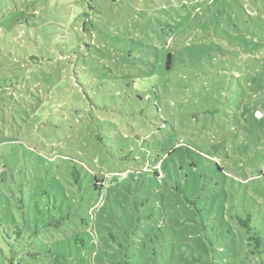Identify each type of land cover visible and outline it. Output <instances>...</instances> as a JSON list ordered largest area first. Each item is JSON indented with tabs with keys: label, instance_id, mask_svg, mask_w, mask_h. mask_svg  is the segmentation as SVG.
<instances>
[{
	"label": "rangeland",
	"instance_id": "374dc122",
	"mask_svg": "<svg viewBox=\"0 0 264 264\" xmlns=\"http://www.w3.org/2000/svg\"><path fill=\"white\" fill-rule=\"evenodd\" d=\"M260 212L264 0H0V264H261Z\"/></svg>",
	"mask_w": 264,
	"mask_h": 264
},
{
	"label": "trees",
	"instance_id": "16d2710c",
	"mask_svg": "<svg viewBox=\"0 0 264 264\" xmlns=\"http://www.w3.org/2000/svg\"><path fill=\"white\" fill-rule=\"evenodd\" d=\"M135 83V82H134ZM135 87H137L135 83ZM140 99H149V97L141 91V88H134L132 90V100L137 101L138 98ZM148 97V98H147ZM96 139L99 141H102L101 135H96ZM56 174H58V178L62 176L64 178V181L68 185V189H81L84 190V193L88 196L90 194H100L101 190L104 188V185H101V180L95 178L91 174L86 173L85 179H83L81 173L76 168V165L74 163H69L67 167H57ZM60 176V177H59ZM60 182V181H59ZM70 187L72 189H70ZM83 193V192H82ZM83 193V194H84ZM46 195V194H44ZM82 198L84 199V195H82ZM86 198V197H85ZM22 209V207H21ZM48 222H42L43 227H48L49 225H53L54 227H58L60 225L61 221H64L68 218L70 215L69 212L67 214H59L57 216L50 214V209L48 210ZM23 214H25V211H22ZM38 217L41 219V214L38 209ZM251 213H247L245 217L237 216L236 217V223L237 225L243 229L245 235H246V241L247 245L250 246V253L258 255V258L261 261V264H264V214L260 212L259 217L257 220L252 219ZM39 224H37L34 228V234L35 236L38 235L39 232ZM27 228V229H26ZM31 229L30 224L27 222L25 225L20 226H14L12 232L16 235V238H21L24 236V231H29L28 229ZM26 229V230H24ZM29 233V232H28Z\"/></svg>",
	"mask_w": 264,
	"mask_h": 264
},
{
	"label": "water",
	"instance_id": "95a60500",
	"mask_svg": "<svg viewBox=\"0 0 264 264\" xmlns=\"http://www.w3.org/2000/svg\"><path fill=\"white\" fill-rule=\"evenodd\" d=\"M170 65H171V54H168L167 58H166V67H167V69L170 68Z\"/></svg>",
	"mask_w": 264,
	"mask_h": 264
}]
</instances>
